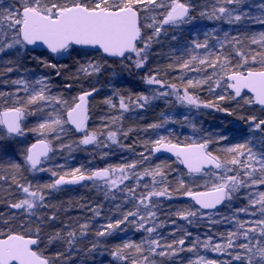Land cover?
<instances>
[{"label":"snow or ice","instance_id":"6c2138e0","mask_svg":"<svg viewBox=\"0 0 264 264\" xmlns=\"http://www.w3.org/2000/svg\"><path fill=\"white\" fill-rule=\"evenodd\" d=\"M0 264H264V0H0Z\"/></svg>","mask_w":264,"mask_h":264},{"label":"trees","instance_id":"16d2710c","mask_svg":"<svg viewBox=\"0 0 264 264\" xmlns=\"http://www.w3.org/2000/svg\"><path fill=\"white\" fill-rule=\"evenodd\" d=\"M253 27L256 30H261V26L260 25H254ZM27 67L36 68V66L34 64H31V63H29L27 65ZM36 70L38 72L42 71V69H36ZM122 75H123L124 81L126 82L124 87L129 88V89L138 88V87L139 88H143L142 85H139V78L138 77L133 76V75H129L127 72L123 73ZM101 98H102V96L98 97L97 99H101ZM161 108H162V105L157 107L155 110L147 111V112H141L140 116H142L143 119H140V117H136V123L142 125V124H145V123L153 121L156 118V116L158 115V113L161 110ZM198 119L203 121L205 127H211V126H215V125L219 124L221 120H226V119L227 120H231V119H235V117H227V118H225L223 113H216V112H214L212 110H206L203 113V115L198 117ZM126 123H131V121H126ZM128 142H130V141H126V143H128ZM121 155H122V153L119 150H116V154L111 157V162H113V163L118 162ZM123 155H127V153H123ZM73 156H74V159L70 160V163H72V164L86 163L87 159H88L87 153L82 152V151L74 153ZM61 162H63V161H61ZM97 163H99V161H97ZM75 190L76 191L77 190L87 191L88 195H84V194L83 195H76L74 198H72V197H69L68 194H66L64 199H62L61 201H63V202H67V201L75 202V201L102 199L101 195H98L97 193H95L94 191L90 190L87 187L76 186ZM77 214L78 213L74 214V216H76ZM190 230L193 231L194 233L197 231V229H195V228H192ZM221 230H224V229L221 228ZM130 234H132V232H130ZM132 238L133 239H138L139 238V234L133 235Z\"/></svg>","mask_w":264,"mask_h":264},{"label":"flooded vegetation","instance_id":"af4514ba","mask_svg":"<svg viewBox=\"0 0 264 264\" xmlns=\"http://www.w3.org/2000/svg\"><path fill=\"white\" fill-rule=\"evenodd\" d=\"M76 186H71L68 190H66L63 193H60L56 196L54 202H60L62 199H64V197L66 196V194H68L69 197L74 198L76 195H88L87 191H82V190H75ZM93 193V192H92ZM77 211L76 210H72L71 215L74 216V214H76Z\"/></svg>","mask_w":264,"mask_h":264},{"label":"rangeland","instance_id":"374dc122","mask_svg":"<svg viewBox=\"0 0 264 264\" xmlns=\"http://www.w3.org/2000/svg\"><path fill=\"white\" fill-rule=\"evenodd\" d=\"M5 3H7V0H5ZM200 23H202V24H204V25H208L209 27L212 26V22H211V21L204 20V21H200ZM225 27H227V26H225ZM41 179H42V180H47L48 177H47L46 175H44V176H42ZM130 232H132V231H129L127 235H128L129 237L132 238V237H133V233L130 234ZM121 235H122V234H121Z\"/></svg>","mask_w":264,"mask_h":264}]
</instances>
